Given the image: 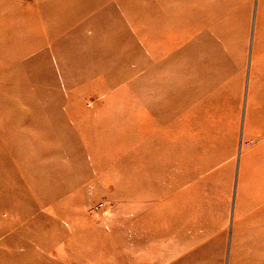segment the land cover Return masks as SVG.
Here are the masks:
<instances>
[{
	"label": "rangeland",
	"instance_id": "1",
	"mask_svg": "<svg viewBox=\"0 0 264 264\" xmlns=\"http://www.w3.org/2000/svg\"><path fill=\"white\" fill-rule=\"evenodd\" d=\"M250 111L264 0H0V264H264Z\"/></svg>",
	"mask_w": 264,
	"mask_h": 264
},
{
	"label": "crops",
	"instance_id": "2",
	"mask_svg": "<svg viewBox=\"0 0 264 264\" xmlns=\"http://www.w3.org/2000/svg\"><path fill=\"white\" fill-rule=\"evenodd\" d=\"M250 60H251V58H250ZM173 73H174V71H173ZM173 73L171 75L172 76H175L176 73H174V74ZM182 86H185V83L184 82H183ZM262 115H264V113H262ZM262 115H261V113L259 111H257V112L256 111L255 112L253 111V113H252V111H250V119L246 118V124H244V125H246L245 126L246 127V133H245L246 134V138H250V137H252V138H260L261 137L262 138V137H264V121H263L264 118L262 117ZM261 118H262V122L260 121ZM262 126H263V128H262ZM263 151H264V148H263ZM176 154H178V153H176ZM243 159L244 160L242 161L243 162L242 165H244V167L247 168L248 161H249L248 159L249 158H247V155H246V156H244ZM183 160L185 162H187V158H185V159L184 158L179 159L178 157L171 158V161H172V163L174 162V164L171 165V169L169 171V175H170L169 177H167V175H166V172H167V170H166V164H160V165L157 164L156 168L158 169L157 171L159 172L160 175L159 174H156L158 176L157 177V180H156V183L159 184L160 191L165 192V190L166 191H168V190H170V191L171 190L179 191L180 190V189H177V188L179 187L180 182L182 181L183 177L184 176H187L188 171H189L188 169L187 170H184L182 172L180 171L181 170L179 168L180 161H183ZM260 163H263V162L261 161ZM163 168L165 170V173L164 174H163ZM189 174H190V171H189ZM236 175H237V173H236ZM238 176H239V174H238ZM254 177L255 178H259V181H260V182L259 181L257 182V190L258 191H261V192H264V180L262 179V178H264V176L263 175H257L256 174V175H254ZM204 178H205V176H204ZM189 183H190V181L188 180L187 182H184L183 185H188L187 187H189ZM133 184L135 186H137L135 183H133ZM166 185H168V186H166ZM166 187H168V188H166ZM155 192L157 193V191H155ZM188 193H189V191L186 192V195L187 196L189 195ZM179 198H180V196H178V195L176 197H173L172 196L171 197L172 201L170 202L169 210L166 211L165 218H166L167 221H171V225H172V222H173V216H175V217H177L179 219H181V217H183V219L185 218L186 220H189V217H191L192 214H194L193 208L190 207V204L188 203L189 201L186 202L185 211L183 213L177 212L176 209L179 207L178 206V199ZM260 199H261V196L258 194V196L254 199V201L260 202ZM204 208H206V207L204 205H202L201 208H200V211L198 209V211L200 212V214L203 217L206 216V214L203 212V209ZM209 210H212V209L210 208ZM261 210H262V208L257 209V212L260 214V211ZM168 211L170 212V217L171 218L168 217V215H167V212ZM206 211H208V210H206ZM160 212H161V210L155 208V211H154V217L156 219L155 230H157L156 227L159 226V228H161V232H162L163 231V226L165 225V226L168 227L169 226V223H163V216L161 215V218H159ZM173 212H175V213L177 212L178 215H176ZM150 215H152V212H150ZM159 220L161 221V226L158 224L159 223ZM250 224L253 225V224H258V223L251 222ZM237 227H239V226H237ZM237 231L239 232V229Z\"/></svg>",
	"mask_w": 264,
	"mask_h": 264
},
{
	"label": "bare ground",
	"instance_id": "3",
	"mask_svg": "<svg viewBox=\"0 0 264 264\" xmlns=\"http://www.w3.org/2000/svg\"><path fill=\"white\" fill-rule=\"evenodd\" d=\"M247 70V69H246ZM233 193V192H232ZM233 202V201H232ZM232 204V203H231Z\"/></svg>",
	"mask_w": 264,
	"mask_h": 264
}]
</instances>
